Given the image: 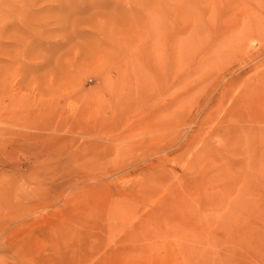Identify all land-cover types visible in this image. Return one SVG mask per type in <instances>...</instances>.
Instances as JSON below:
<instances>
[{"label":"rangeland","instance_id":"obj_1","mask_svg":"<svg viewBox=\"0 0 264 264\" xmlns=\"http://www.w3.org/2000/svg\"><path fill=\"white\" fill-rule=\"evenodd\" d=\"M0 264H264V0H0Z\"/></svg>","mask_w":264,"mask_h":264},{"label":"bare ground","instance_id":"obj_2","mask_svg":"<svg viewBox=\"0 0 264 264\" xmlns=\"http://www.w3.org/2000/svg\"><path fill=\"white\" fill-rule=\"evenodd\" d=\"M159 55V54H158ZM137 240V239H136Z\"/></svg>","mask_w":264,"mask_h":264}]
</instances>
